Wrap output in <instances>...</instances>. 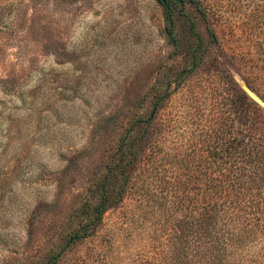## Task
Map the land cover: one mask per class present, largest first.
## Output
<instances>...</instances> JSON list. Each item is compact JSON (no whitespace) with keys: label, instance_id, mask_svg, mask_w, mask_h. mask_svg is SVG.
Listing matches in <instances>:
<instances>
[{"label":"rangeland","instance_id":"374dc122","mask_svg":"<svg viewBox=\"0 0 264 264\" xmlns=\"http://www.w3.org/2000/svg\"><path fill=\"white\" fill-rule=\"evenodd\" d=\"M197 1L209 19L175 7V49L157 0H0V264L43 263L77 231L123 130L191 63L185 16L202 65L159 111L119 204L58 264H215L217 249L222 264H264V230H183L204 172L235 165L212 155L231 140L235 82L264 100V0Z\"/></svg>","mask_w":264,"mask_h":264},{"label":"trees","instance_id":"16d2710c","mask_svg":"<svg viewBox=\"0 0 264 264\" xmlns=\"http://www.w3.org/2000/svg\"><path fill=\"white\" fill-rule=\"evenodd\" d=\"M190 1L204 19H209L201 2ZM157 2L165 11L170 43L175 49H179L180 43L175 37V7H178L181 10L180 15H183L181 12L185 4L182 5L176 0ZM185 19L189 23L190 36L195 40V44L187 52L191 63L175 77L167 71L164 72L158 80V85L149 92V114L144 113L133 118L123 130L114 162L108 164L105 175L94 187L93 196L95 195L96 202L86 204L79 213L81 220L77 231L66 236V242L57 251H53L47 261L36 264H58L71 243L87 239L96 232L104 214L119 204L129 188L132 175L148 149L149 136L159 111L176 89L200 68L205 57L203 39L195 31V22L188 16H185ZM210 35L211 42L217 44L213 30H210ZM243 80L252 87L247 79ZM175 83L177 84L174 85ZM235 85L231 94V117L225 124L226 127L229 125V131L223 134L227 135L225 139L230 136L231 140L226 142L227 140L218 137L222 140V148L219 152H212L218 159H234L235 165L221 170L223 172H220L219 176L204 172L205 183L200 186V192L204 195L200 214L196 210L191 213L188 220L183 222V230H197L198 226L200 230H264V109L253 101L237 82ZM144 106L145 104L140 108L144 109ZM121 179L122 185L116 188ZM250 214L256 216L253 223L248 225L246 222ZM212 257L215 264L225 263L227 250L217 249Z\"/></svg>","mask_w":264,"mask_h":264},{"label":"water","instance_id":"95a60500","mask_svg":"<svg viewBox=\"0 0 264 264\" xmlns=\"http://www.w3.org/2000/svg\"><path fill=\"white\" fill-rule=\"evenodd\" d=\"M176 1L182 5L185 4V0ZM243 89L253 101H255L257 104L264 108V100L262 98H260L256 93H254L250 88H248L247 85H245Z\"/></svg>","mask_w":264,"mask_h":264}]
</instances>
